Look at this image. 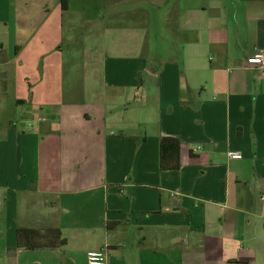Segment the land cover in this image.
<instances>
[{"label":"crops","instance_id":"crops-1","mask_svg":"<svg viewBox=\"0 0 264 264\" xmlns=\"http://www.w3.org/2000/svg\"><path fill=\"white\" fill-rule=\"evenodd\" d=\"M0 4V264H264V0Z\"/></svg>","mask_w":264,"mask_h":264},{"label":"trees","instance_id":"trees-1","mask_svg":"<svg viewBox=\"0 0 264 264\" xmlns=\"http://www.w3.org/2000/svg\"><path fill=\"white\" fill-rule=\"evenodd\" d=\"M62 9L67 8V0H59ZM180 141L176 137L163 136L159 141V165L161 169H176L179 167ZM18 246L26 248L56 247L65 243V239L57 228L46 229L39 233L34 228L21 227L17 229Z\"/></svg>","mask_w":264,"mask_h":264},{"label":"built area","instance_id":"built-area-1","mask_svg":"<svg viewBox=\"0 0 264 264\" xmlns=\"http://www.w3.org/2000/svg\"><path fill=\"white\" fill-rule=\"evenodd\" d=\"M246 62L251 65L264 67V51L257 50L253 52L246 58ZM228 155L234 159H239L242 157L240 152L234 150L228 151ZM260 198L264 200V194H262ZM86 262L87 264H106V255L102 250L89 251L86 255Z\"/></svg>","mask_w":264,"mask_h":264},{"label":"rangeland","instance_id":"rangeland-1","mask_svg":"<svg viewBox=\"0 0 264 264\" xmlns=\"http://www.w3.org/2000/svg\"><path fill=\"white\" fill-rule=\"evenodd\" d=\"M0 8H1V4H0Z\"/></svg>","mask_w":264,"mask_h":264}]
</instances>
